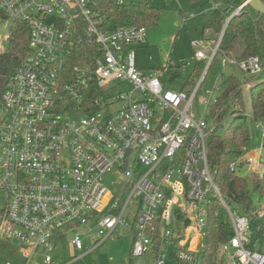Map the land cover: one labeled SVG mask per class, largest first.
<instances>
[{
	"label": "built area",
	"instance_id": "2783aa9c",
	"mask_svg": "<svg viewBox=\"0 0 264 264\" xmlns=\"http://www.w3.org/2000/svg\"><path fill=\"white\" fill-rule=\"evenodd\" d=\"M111 1L129 4L0 0L5 18L29 31L28 56L0 104V245L3 238L19 243L21 264H59L66 242L82 251V237L98 232L99 247L120 227L133 234L132 261L197 264L217 202L233 232L219 247L224 264H264V201L259 208L249 201L238 204L242 212L231 209L208 156L216 125L206 113L217 99L201 102L198 93L221 33L212 50L192 44L196 60L207 64L188 94L181 90L185 80L163 83L169 65L137 69L134 48L147 43L146 27L104 30L100 6ZM83 43L97 51L95 64L65 71L66 57ZM227 62L249 74L261 70L258 57ZM119 85L130 89L115 95ZM117 103L120 109L107 113ZM254 125L261 146L253 147L250 135L251 145L229 164L238 177L264 175V121ZM109 174L123 180L118 194L104 185ZM132 208L136 215L128 214ZM0 264L15 263L0 257Z\"/></svg>",
	"mask_w": 264,
	"mask_h": 264
},
{
	"label": "trees",
	"instance_id": "16d2710c",
	"mask_svg": "<svg viewBox=\"0 0 264 264\" xmlns=\"http://www.w3.org/2000/svg\"><path fill=\"white\" fill-rule=\"evenodd\" d=\"M190 2L192 4L206 2L216 5V8L210 11L209 28L217 34L222 32L228 18L243 5V0H190ZM262 2L264 3V0ZM100 7L104 19L102 25L104 30H113L119 26L129 25L147 28L156 25L161 14L160 9L154 8L144 1H140L138 4L131 2L123 6H117L111 1ZM0 18L6 19L1 11ZM96 52L93 46L85 43L80 44L69 57H66L64 70L71 72L74 66H82L84 63L93 66L98 57ZM28 53L29 31L25 25H17L11 33L6 49L0 54V104L4 92L21 68ZM252 57L259 58L260 72L257 74L244 72V82L233 75L227 77L224 81V91L209 113V118L213 119V124L216 125V130L210 135L207 142L210 164L218 170L216 181L222 195L241 206H245L250 201L249 180H253L254 183L256 181V187L260 186V193L264 194V188L261 187V184H264V175L257 174L249 178H242L229 171V164L240 155L242 147L251 145L244 106L245 86H249L251 91L253 120L264 121V16H260L250 6H246L229 21L217 54L207 71V77L219 60L242 61ZM196 63L191 71L187 69L189 75L181 86V90L188 94L195 87L207 64L205 61ZM184 66H188V64ZM161 70L164 68L154 69L150 72ZM182 72V67L170 65L163 83L171 84L173 80L183 76ZM202 89L203 87L198 93L199 97ZM227 121L229 127L224 135H220L218 131ZM259 182L261 184L257 185ZM232 235V227L224 210L217 202H214L208 217L207 246L203 252L197 255V264H224L223 259L218 255L219 247Z\"/></svg>",
	"mask_w": 264,
	"mask_h": 264
},
{
	"label": "rangeland",
	"instance_id": "374dc122",
	"mask_svg": "<svg viewBox=\"0 0 264 264\" xmlns=\"http://www.w3.org/2000/svg\"><path fill=\"white\" fill-rule=\"evenodd\" d=\"M140 1L148 3L150 6L160 9L161 14L156 25L147 27V43L144 46L134 48L136 67L139 71L149 73L151 70H159L165 68L167 65H176L182 67L184 76L178 79V84L186 80L189 73L196 66L195 51L193 43H200L197 50H202L203 46H210L212 50L215 48L219 40V35L209 28L211 23L210 11L216 8L214 3H198L192 4L190 0H127L128 3L138 4ZM17 25L9 19L0 18V48L4 51L8 43L3 41V38L11 34ZM210 54V53H208ZM188 64V66H184ZM186 70V71H185ZM164 71V70H163ZM205 71V70H204ZM203 71V73H204ZM166 73V72H165ZM235 76L240 81L244 82V72L237 66L230 65L226 60H219L216 62L214 68L209 72L207 80L205 81L202 93L199 97L201 102H211L218 99L224 91V81L229 76ZM199 80V79H198ZM120 86V85H119ZM121 90L116 91L117 95L121 91H128L130 87L127 85L120 86ZM177 85L172 87V90L178 91ZM206 93H209L207 95ZM121 103L112 106L107 113L115 112L120 109ZM244 106L245 113L248 120V127L250 135L253 137V147L260 148V135L255 130V121L253 120V112L251 106V91L249 86L244 87ZM211 108L207 111L206 116L209 118ZM203 110H201V113ZM209 123L213 124V119L209 118ZM229 122H225L224 126L218 131L220 135H224ZM264 157V152L261 154ZM264 173V169L261 170ZM249 177V175H248ZM256 183V181H255ZM253 180L248 181V193L250 202L253 207L259 208L264 201V194L260 193V189L256 188ZM120 184V185H119ZM261 184L260 182L257 184ZM104 185L112 194H118L120 188L123 186V180L119 176L109 174L104 178ZM120 188H119V187ZM264 188V184H261ZM5 196L0 193V207L4 205ZM137 201V200H136ZM135 201V202H136ZM231 209L236 211H244L235 202L228 203ZM221 205V204H220ZM223 208V206L221 205ZM132 213H131V212ZM128 214L136 215L138 210L130 209ZM129 216V215H128ZM127 222L133 225L132 217L127 219ZM103 238L98 232L91 233L88 236L82 237L84 249L78 251L76 248L65 243L64 252L59 264H141L142 261L135 258L131 263V252L133 249L134 237L132 232L125 229L118 228L116 237L105 240L99 247H96L97 242L102 241ZM3 238L0 245V257L21 264V254L19 252L22 246L11 240ZM3 242V243H2ZM207 246L206 237L200 239L201 252ZM8 248L16 250V252L8 251ZM8 251V252H7ZM12 254H8V253ZM220 255V253L218 254ZM223 259V256L220 255ZM220 258V259H221ZM224 261L227 262L225 257Z\"/></svg>",
	"mask_w": 264,
	"mask_h": 264
},
{
	"label": "water",
	"instance_id": "95a60500",
	"mask_svg": "<svg viewBox=\"0 0 264 264\" xmlns=\"http://www.w3.org/2000/svg\"><path fill=\"white\" fill-rule=\"evenodd\" d=\"M246 6H250L253 10H255L257 13H259L260 16H264V3L262 2V0H243V5L242 7L236 11L234 14H232V16H230L221 32V37L223 38V35H224V32H225V29L229 23V21L236 15L238 14V12L246 7ZM132 261V259H131Z\"/></svg>",
	"mask_w": 264,
	"mask_h": 264
},
{
	"label": "crops",
	"instance_id": "0c3cea01",
	"mask_svg": "<svg viewBox=\"0 0 264 264\" xmlns=\"http://www.w3.org/2000/svg\"><path fill=\"white\" fill-rule=\"evenodd\" d=\"M216 35H219V34H216ZM133 261H131V263H132Z\"/></svg>",
	"mask_w": 264,
	"mask_h": 264
}]
</instances>
